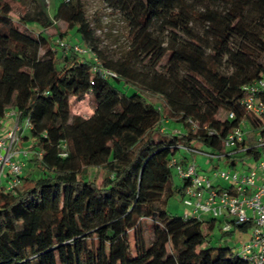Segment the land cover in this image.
<instances>
[{"label": "trees", "instance_id": "16d2710c", "mask_svg": "<svg viewBox=\"0 0 264 264\" xmlns=\"http://www.w3.org/2000/svg\"><path fill=\"white\" fill-rule=\"evenodd\" d=\"M105 1L134 30L124 61L99 50L82 0H60L54 22L41 9L14 20L0 0V121L11 111L26 121L18 142L33 152L19 184L0 185V264H249L212 245L223 219L174 217L167 202L187 184L173 182V161L189 162L181 148L226 154L222 137L245 127L235 159L264 154V120L243 104L264 77V0ZM73 29L92 56L63 43ZM86 97L92 116L73 115Z\"/></svg>", "mask_w": 264, "mask_h": 264}, {"label": "rangeland", "instance_id": "374dc122", "mask_svg": "<svg viewBox=\"0 0 264 264\" xmlns=\"http://www.w3.org/2000/svg\"><path fill=\"white\" fill-rule=\"evenodd\" d=\"M10 2L14 6V12L12 13V17L16 20L21 14L24 13H33L38 10H43L47 17L54 22V14L56 12L57 6L60 3V0H10ZM82 4L85 9V14L87 20L90 22L91 27L95 31L96 38L99 41V50L104 54L108 60L113 62L124 61L125 59L130 57L131 53V45H132V35L133 29L126 19L124 14H122L119 10H116L108 5L105 0H82ZM57 25L62 32L66 31V24L62 21H57ZM33 31L38 32L41 31L42 27L39 25H35L31 28ZM48 34H53L55 36L56 29L54 27H49L45 30ZM57 38V36H55ZM63 43H71L78 45L80 49H82L83 54L86 56H92L89 53V48L85 44H81V39L78 33L73 29L68 34L67 38L64 39ZM79 43V44H78ZM91 52V51H90ZM137 68L142 69L152 65L153 63H149L148 61L144 62L137 61ZM165 64V61H161L160 65ZM118 88L125 91L127 94H131L133 88H126L124 82L116 84ZM157 102L162 103L160 98L155 97ZM92 97H86L83 101L73 102L72 103V114L80 115L84 118H88L92 116L94 113V105ZM19 123L18 120L5 118L0 121V140H5L7 145H10V140L13 141V137L8 138V134H15L16 125ZM26 121H23L20 127L24 128V132H28V128L26 126ZM19 125V124H18ZM165 128L170 130L171 132H180L185 131V128L182 124L175 122V120H166ZM19 138V135H16ZM16 142L13 143V146L10 150L6 151L7 158H10L11 161L23 164L24 166L29 163V160L33 157V152L30 150L31 142ZM197 148L200 150H204L205 153H210V149L198 144ZM5 149L0 148V153L4 154ZM205 153L199 152H188L186 148L180 149L177 153V158L182 160L186 156L190 158L189 164H195L196 168L200 175L208 176L212 179L213 182L218 183L217 180L213 179L212 170L219 171H229V167L225 164L224 160H220L218 157L209 156ZM247 160V159H246ZM238 161H241L238 159ZM252 162V160H248ZM1 167L9 168L4 161L0 164ZM241 165H238L240 168ZM24 169V168H23ZM30 170V169H29ZM29 170H24V175L28 173ZM8 173V174H7ZM7 173L4 172V175L1 178L0 185L5 188H9L12 186V172L11 169H7ZM23 173V171H22ZM173 174V182L176 186L182 185V180L178 175L176 168L172 170ZM220 185L227 186L228 183L224 181H219ZM167 211L171 216L183 218L186 214H190V208L186 207L183 202V196L180 193L174 194L171 198L168 199L167 202ZM211 215H204V220L208 221L211 219ZM145 222V221H143ZM145 227L146 224H144ZM145 237L150 241L151 234L149 233V229L145 228ZM211 234V243L216 248H232L236 252L241 250L243 244L247 243L251 239V231L250 228L246 230H241L239 227L234 226L232 232L229 234H224L221 230V223L217 222L215 229L210 233ZM130 243L132 245V249L134 254H136V237L134 231L129 233Z\"/></svg>", "mask_w": 264, "mask_h": 264}, {"label": "built area", "instance_id": "2783aa9c", "mask_svg": "<svg viewBox=\"0 0 264 264\" xmlns=\"http://www.w3.org/2000/svg\"><path fill=\"white\" fill-rule=\"evenodd\" d=\"M74 50L79 53L85 52L78 45L74 46ZM107 73L111 74L109 71ZM245 89L250 94L243 101L247 111L264 120V77ZM11 114L14 113H7L9 116ZM230 116L233 117L234 114L231 113ZM18 124L15 134H10V136L8 134V138L13 137L10 145H7L6 139L0 140V148L5 149L4 154L0 153V164L4 161L11 169V187L19 184V176L24 167L23 164L11 161L6 154V151L12 148L13 143L18 141L16 135L22 130ZM26 125L29 126L28 123ZM248 134L249 130L243 127L224 135L222 142L227 151L226 154L217 155L196 149L190 150L226 161L229 171L212 170L213 179L218 183L213 182L208 176L200 175L195 164H179L176 161H173V164L181 180L187 183L183 193V202L186 207L190 208L191 213L186 214L185 217L203 218L204 215H211L221 218L225 232L232 230L236 225L250 224L251 239L242 245L237 254L249 264H264V154L256 160L250 158L238 161L235 159L237 153L245 150L242 143L246 142ZM238 165L241 167L238 168ZM2 171L3 167H1L0 176ZM219 181H224L228 185H220Z\"/></svg>", "mask_w": 264, "mask_h": 264}, {"label": "crops", "instance_id": "0c3cea01", "mask_svg": "<svg viewBox=\"0 0 264 264\" xmlns=\"http://www.w3.org/2000/svg\"><path fill=\"white\" fill-rule=\"evenodd\" d=\"M11 113H12V111H11ZM7 118H9V119H14L15 121L16 120H18V118L16 117V116H14V114H11L9 117H7ZM186 150L190 153L191 151H189L187 148H186ZM187 161H189L190 160V158H187L186 156L184 157ZM224 162H225V164H226V161L224 160ZM7 169H9V168H7ZM7 169L6 168H3V171H2V174H1V176H0V181H1V178H2V176L4 175V172L5 173H7ZM8 174V173H7Z\"/></svg>", "mask_w": 264, "mask_h": 264}]
</instances>
